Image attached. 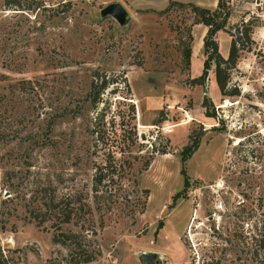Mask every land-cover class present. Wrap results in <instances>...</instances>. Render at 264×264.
<instances>
[{
  "label": "rangeland",
  "instance_id": "374dc122",
  "mask_svg": "<svg viewBox=\"0 0 264 264\" xmlns=\"http://www.w3.org/2000/svg\"><path fill=\"white\" fill-rule=\"evenodd\" d=\"M222 1L218 20L228 13L231 25L222 52L228 40L237 50L224 93L214 63L206 79L202 65H186L203 28L188 5L149 12L141 0H37L34 12H0L8 264H84L86 251L87 264H141L148 252L162 264H264V0ZM112 3L126 10V26L100 17ZM92 81L106 82L94 106L85 100ZM68 195L93 214L62 225L74 233L65 240L56 218L39 225L33 208ZM82 221L96 234L75 236Z\"/></svg>",
  "mask_w": 264,
  "mask_h": 264
},
{
  "label": "trees",
  "instance_id": "16d2710c",
  "mask_svg": "<svg viewBox=\"0 0 264 264\" xmlns=\"http://www.w3.org/2000/svg\"><path fill=\"white\" fill-rule=\"evenodd\" d=\"M222 0H218L217 7L213 11L208 9H203L200 7H196L193 5H188L187 7H191L192 11L198 15L199 19L197 21V24H202L207 28L206 34L203 37V47L202 52L203 55L206 57V59L203 62V73L205 71L209 70L212 63L215 65V80L216 84L220 90V92L224 93L226 84H227V75L226 71L231 68L235 64L236 59V45L235 42L232 41L229 49V54L226 59H224L218 51V43L216 41V36L219 32L225 31V27L227 24V20L229 19V14L225 13L223 14V17L219 21V17L221 15V9L223 8ZM40 3L37 2V0H30L26 2L25 4L22 3V0H0V12L1 11H18L21 13L25 12H34L35 10H38L40 8ZM169 6H179L182 7V4L171 2ZM18 15V13L16 14ZM190 56H191V50L186 49L184 51V59L186 61V65L190 67ZM201 81L200 79H194L192 82L199 83ZM91 90L88 94V97L85 98V100L89 101L92 106L96 105L99 102V94L101 90H104L106 88V82L99 87L94 84L92 81ZM210 105V102L207 99H204L203 101V107L207 108V105ZM206 117H213V114L206 113ZM120 136H122L120 134ZM136 136V133L134 134V137ZM136 140L133 139L132 144H135ZM198 146L197 144L193 145V147H188V153L187 155L183 157V161L186 160L187 157L191 156L192 153L197 150ZM122 172V171H121ZM94 185H93V191L94 193H97L96 191V185L99 184L102 181V178H96L94 179ZM188 182L187 179L184 181V185L187 186ZM145 193V197H147L148 192L145 190L143 191ZM48 201L42 202L39 207L33 208L36 211V214L42 217L41 220L38 222V224H42L43 220H47V218L55 217L56 221H58L56 224V229L59 232L60 236L63 237L65 240H69V238H72L74 236V233L72 232H63L61 229L62 225H69L74 221V218L81 219L86 213L88 216H92L93 209L90 206V204L87 201H83L82 199L78 198L76 199L75 195H68L65 198V203L61 204L60 202H56L55 199L49 198ZM174 200V197H173ZM142 206L145 207V203H142ZM144 209V208H143ZM142 209V211H143ZM31 212V211H29ZM31 214V213H30ZM35 214V213H32ZM263 218V225H264V214L262 215ZM55 224V223H54ZM93 223L83 222L81 225H79V231L75 234V236H85L89 234L90 236H93L96 234V229L94 228ZM1 230L4 229V226L1 225ZM64 244V242H63ZM260 247L264 249V237L260 241ZM82 263L87 264L93 261V255L92 253H89L86 251L84 253V259H82ZM0 264H8L4 257L3 252L0 247Z\"/></svg>",
  "mask_w": 264,
  "mask_h": 264
},
{
  "label": "crops",
  "instance_id": "0c3cea01",
  "mask_svg": "<svg viewBox=\"0 0 264 264\" xmlns=\"http://www.w3.org/2000/svg\"><path fill=\"white\" fill-rule=\"evenodd\" d=\"M135 1H137V0H134V3H135ZM141 1L147 2L146 5H143V7H144L143 9H144V11H149V12L162 11L165 8H167L171 2L182 4V5H193L196 7H200L203 9H208V10L213 11L214 9H216L217 3H218V0H141ZM229 20L230 19H228V22H227L226 27H225L226 31L231 26ZM194 26L197 28H199V27L201 28V26H202L203 28L201 29V31H202L201 38L197 43V47L195 48L196 51L195 52L191 51V56H190V68L191 69H192V65L194 62L196 65H199V66L203 65L204 55L202 52L200 53V50H202L203 37L205 36L206 31H207V28L202 24H196ZM222 35H224L222 32H219L217 34L216 37H218V42H219V39L221 38ZM227 45L228 46L226 47V50H224V53H223L220 42H219V52L224 59H226L228 57L229 47H230L229 46L230 45L229 40L227 41ZM199 53H200V55H199ZM199 70H200V68H199Z\"/></svg>",
  "mask_w": 264,
  "mask_h": 264
},
{
  "label": "water",
  "instance_id": "95a60500",
  "mask_svg": "<svg viewBox=\"0 0 264 264\" xmlns=\"http://www.w3.org/2000/svg\"><path fill=\"white\" fill-rule=\"evenodd\" d=\"M100 17H111L120 27L126 26L130 20L126 10L118 3L109 4L103 8L100 11ZM206 78H208V72H205ZM139 261L141 264H162L160 255L154 252L142 253L139 255Z\"/></svg>",
  "mask_w": 264,
  "mask_h": 264
},
{
  "label": "built area",
  "instance_id": "2783aa9c",
  "mask_svg": "<svg viewBox=\"0 0 264 264\" xmlns=\"http://www.w3.org/2000/svg\"><path fill=\"white\" fill-rule=\"evenodd\" d=\"M230 1H233V0H230ZM226 4L228 5V2H227ZM257 17H258V15H256V17H254L253 20H254L255 18H257ZM243 23H247V19H244V20H243ZM233 33H234V31H233Z\"/></svg>",
  "mask_w": 264,
  "mask_h": 264
}]
</instances>
